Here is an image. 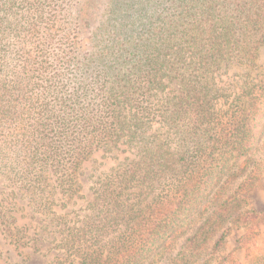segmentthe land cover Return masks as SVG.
<instances>
[{
    "label": "trees",
    "instance_id": "trees-1",
    "mask_svg": "<svg viewBox=\"0 0 264 264\" xmlns=\"http://www.w3.org/2000/svg\"><path fill=\"white\" fill-rule=\"evenodd\" d=\"M263 47L264 0H0V234L22 244L10 196L66 208L82 165L124 146L135 159L63 224L61 264H153L182 239L167 264H207L258 217L242 205L258 178L234 160L264 120V74L225 109L216 75L256 67Z\"/></svg>",
    "mask_w": 264,
    "mask_h": 264
},
{
    "label": "rangeland",
    "instance_id": "rangeland-1",
    "mask_svg": "<svg viewBox=\"0 0 264 264\" xmlns=\"http://www.w3.org/2000/svg\"><path fill=\"white\" fill-rule=\"evenodd\" d=\"M248 73H251L250 77L254 81L257 78L261 79L264 74V47L260 51L256 67L250 68V70L246 66L225 67L216 75V88L223 96L217 102L218 108H227V103L233 101L243 92L244 86H246L245 80L249 78ZM257 130L255 137L258 140L249 149L248 155L240 157L238 161L234 160V164L235 167H245L246 175L255 172V176L258 178L255 188L248 193L242 204L246 210L256 211L258 217L249 224L233 226L218 251L203 258L201 263L258 264L264 260V120ZM135 157L136 152L124 146L120 148V151L112 152L108 156L103 155L102 152L94 154L82 165L80 170V197L74 198L69 203L67 200H62L59 203H67L68 206L64 208L55 204L50 213L37 210L38 203H32L29 197H24L19 193H16L15 198L10 196L9 200L17 205L14 211L15 228L13 232L22 240V244L15 246L0 234V264H61L60 256L64 251L59 246L63 224L66 222L70 225L79 224L77 221H81L87 213L86 207L93 198L94 189L99 179L110 173L120 163H128ZM245 179L243 177L236 180L225 196H220L221 199H227ZM11 192L12 189L0 179V199H4ZM241 193L243 194V191ZM204 219L197 220L192 226L193 229H197ZM228 225L224 224V227L209 244V251H212L216 241L229 228ZM183 243L184 239L180 240L169 257L159 262H157L158 258L154 259L153 264H167L170 258L173 259L176 256Z\"/></svg>",
    "mask_w": 264,
    "mask_h": 264
}]
</instances>
